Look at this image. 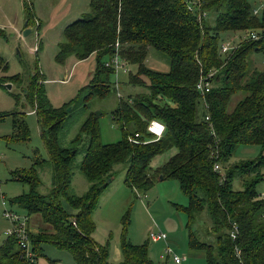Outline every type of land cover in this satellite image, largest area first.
I'll list each match as a JSON object with an SVG mask.
<instances>
[{
	"label": "trees",
	"instance_id": "1",
	"mask_svg": "<svg viewBox=\"0 0 264 264\" xmlns=\"http://www.w3.org/2000/svg\"><path fill=\"white\" fill-rule=\"evenodd\" d=\"M21 1L27 28L36 19L30 1ZM263 29L264 0H89L88 12L61 31L54 60L61 65L68 58H95L85 98L116 96L111 119L120 138L102 144L97 117L89 113L65 143L61 131L67 107L53 109L45 97V79L37 69L31 71L20 90L36 118L46 156L26 172L11 173L27 193L8 200L6 210L24 219L31 261L21 258L15 237H5L0 264H36L46 245L69 253L74 264H112L107 245L91 238V216L117 166L133 198L157 181L176 182L186 199L185 206L174 207L185 217L187 248L202 254L204 264H264V195L257 189L264 181V40H244L227 56L218 54L228 33ZM150 50L167 58L166 72L146 67ZM254 56L260 57L262 69ZM114 60L119 68H135L120 85L143 93L118 95ZM5 68L0 58V69ZM208 76V91L200 96L195 85ZM236 95L239 99L229 107ZM152 120L164 127L157 140L146 131ZM14 130L15 141L28 140L22 119ZM135 134L138 143L129 142ZM247 146L258 147L259 157L233 162L236 149ZM163 154L168 157L162 165L151 167ZM44 172L49 187L42 193ZM75 173L87 183L82 195L72 191ZM128 213L121 220L116 264H151L147 244L126 240ZM197 225L205 226L204 236Z\"/></svg>",
	"mask_w": 264,
	"mask_h": 264
},
{
	"label": "rangeland",
	"instance_id": "2",
	"mask_svg": "<svg viewBox=\"0 0 264 264\" xmlns=\"http://www.w3.org/2000/svg\"><path fill=\"white\" fill-rule=\"evenodd\" d=\"M33 8L36 21L27 27L30 33L22 38L24 30V11L21 0H0V58L6 68L0 69V245L5 240L4 233L8 223L3 219V207L9 210L8 200L27 193V187L11 180L14 171H28L32 163L45 158L46 153L39 138V130L35 116L25 105L21 88L31 73L37 69L45 79V97L53 109L66 108L68 116L63 124L61 136L68 143L78 131L80 123L89 113L97 117L100 141L110 144L119 140L120 133L111 119L117 98L113 94L105 98H85V87L88 85L95 66L93 56L83 61L68 58L61 65L54 60L57 45L62 41L61 31L71 22L79 19L88 12L89 0H29ZM190 1V0H189ZM192 9L191 2H188ZM252 8L259 10L254 3ZM36 26H39L38 28ZM243 36V33H228L224 40H233ZM39 48V51H35ZM256 56V55H255ZM253 57L257 62L260 57ZM146 67L156 72H166L168 61L162 54L150 50L148 52ZM132 66L121 67L113 78L118 83V95L143 93L141 89L125 88L128 73H134ZM21 78L15 83L12 77ZM9 86L7 89L5 86ZM122 87V89H121ZM239 97L232 96L231 107ZM24 115H21L23 114ZM96 113L98 115H96ZM29 132L28 140L15 141L13 139L14 126H18L21 119ZM260 155V149L254 146L238 147L233 155V162L254 161ZM264 156V152L262 153ZM163 154L152 160L151 167H158L167 159ZM116 176L109 186L101 192L97 206L92 213L94 232L92 240L99 245H107L109 260L112 264L118 263L120 252L121 220L128 213L126 225V240L132 245L147 244L148 257L151 264H173L170 259L160 260L164 245L152 244L147 241L150 231L161 232L166 235L169 247L179 258L185 257L182 264L198 263L204 261L189 255L187 248V235L185 231V217L174 206L183 207L186 199L180 193L175 181H157L156 184L139 198H133L123 186V172L119 166L114 167ZM264 177V169L262 170ZM82 180V185L77 183ZM40 191L48 190L49 181L46 172L40 174ZM75 195H82L87 190V183L75 173L71 182ZM257 189L264 195V181ZM5 200V205L2 201ZM13 210V209H12ZM14 213V212H13ZM69 213V212H68ZM205 220L206 218L203 217ZM206 223V222H205ZM197 233L205 235V226L197 225ZM36 264H74L69 253L49 246H43L42 256Z\"/></svg>",
	"mask_w": 264,
	"mask_h": 264
},
{
	"label": "built area",
	"instance_id": "3",
	"mask_svg": "<svg viewBox=\"0 0 264 264\" xmlns=\"http://www.w3.org/2000/svg\"><path fill=\"white\" fill-rule=\"evenodd\" d=\"M259 41L264 40V29L258 30V31H249L243 33V36L237 39V42L234 43L233 40H224L218 47V54L219 56H227L230 54L231 51L237 48L239 42L241 41ZM264 65V62H263ZM120 65L118 61L114 60L113 68L115 71L119 69ZM207 78L200 77L195 85V88L200 96H203L205 92L208 91V82ZM207 120V118H205ZM163 125L159 122L152 120L148 123L146 127L147 133L151 134L153 137V140H157L161 137L163 132ZM138 135L135 134L132 138H129V142L138 143L137 141ZM213 170H218L217 166L213 167ZM2 205L4 206V201H2ZM3 218L8 222V228L6 232L4 233L5 237H15L19 242V248L21 252V258H23L25 261H31L30 252L28 251V242L26 237V231H25V224L24 219L16 216L14 214H11L7 212L5 209L3 210ZM231 233L230 237L232 240L235 239L236 234V226L234 224L231 225ZM147 238L150 242H162L164 245V249L162 251V254L160 256V260H165V258L170 259L173 264H182L185 261V257L179 258L174 253V251L167 245L166 243V235L157 231L153 232L150 231V233L147 235Z\"/></svg>",
	"mask_w": 264,
	"mask_h": 264
},
{
	"label": "crops",
	"instance_id": "4",
	"mask_svg": "<svg viewBox=\"0 0 264 264\" xmlns=\"http://www.w3.org/2000/svg\"><path fill=\"white\" fill-rule=\"evenodd\" d=\"M82 180L80 179V180H78V182L77 183H79V184H81L82 185V182H81ZM151 243V242H150ZM159 243H162V242H152V244H159ZM166 243H167V240H166ZM163 244V243H162ZM167 245L169 246V243H167ZM188 254L189 255H194L195 257H196V259H198V260H202L203 261V257H202V254H200V253H197V252H192V251H189L188 252ZM108 260H109V257H108ZM120 261V257H119V260H118V262ZM109 262L110 263H113L112 261H110L109 260ZM185 262V261H184ZM183 262V263H184ZM191 264H198V263H191Z\"/></svg>",
	"mask_w": 264,
	"mask_h": 264
},
{
	"label": "water",
	"instance_id": "5",
	"mask_svg": "<svg viewBox=\"0 0 264 264\" xmlns=\"http://www.w3.org/2000/svg\"><path fill=\"white\" fill-rule=\"evenodd\" d=\"M26 26H27V24H26V22L23 24V27H24V30H23V32H22V34H21V36H22V38H24V37H26L29 33H30V30L28 29V28H26ZM5 86V85H4ZM5 87H7V89H10L9 88V86H5ZM69 110V109H68ZM67 110V111H68ZM96 115H98L97 113H96ZM158 180H161V177H159L158 178Z\"/></svg>",
	"mask_w": 264,
	"mask_h": 264
}]
</instances>
